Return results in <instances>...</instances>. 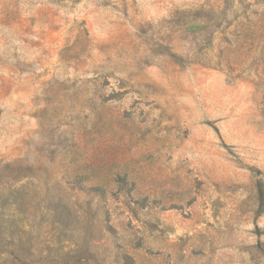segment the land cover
I'll list each match as a JSON object with an SVG mask.
<instances>
[{
    "label": "rangeland",
    "instance_id": "rangeland-1",
    "mask_svg": "<svg viewBox=\"0 0 264 264\" xmlns=\"http://www.w3.org/2000/svg\"><path fill=\"white\" fill-rule=\"evenodd\" d=\"M264 0H0V264H264Z\"/></svg>",
    "mask_w": 264,
    "mask_h": 264
},
{
    "label": "trees",
    "instance_id": "trees-1",
    "mask_svg": "<svg viewBox=\"0 0 264 264\" xmlns=\"http://www.w3.org/2000/svg\"><path fill=\"white\" fill-rule=\"evenodd\" d=\"M260 38L263 39V41L259 42V47H261L262 52H263V57H261V59H263V63H264V33L260 35ZM261 75L259 73V78H262V74H264V65L261 68ZM258 199H259V204H260V211H264V181H262L261 179L258 180Z\"/></svg>",
    "mask_w": 264,
    "mask_h": 264
}]
</instances>
